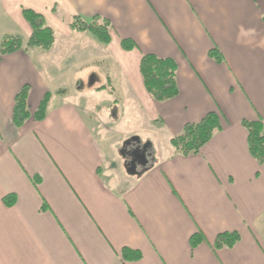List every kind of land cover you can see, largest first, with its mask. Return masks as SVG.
I'll list each match as a JSON object with an SVG mask.
<instances>
[{
  "label": "crops",
  "instance_id": "obj_1",
  "mask_svg": "<svg viewBox=\"0 0 264 264\" xmlns=\"http://www.w3.org/2000/svg\"><path fill=\"white\" fill-rule=\"evenodd\" d=\"M24 8L55 38L48 50L0 55V264H264V162L245 126L264 130V0H0L3 37L28 40ZM74 15L107 19L110 42L70 28ZM146 54L174 61L175 97L146 91ZM24 85L29 116L16 126ZM208 113L210 139L176 152L170 139ZM128 121L138 126L124 130ZM133 146L144 150L139 166ZM232 231L240 239L216 249ZM124 248L140 258L123 259Z\"/></svg>",
  "mask_w": 264,
  "mask_h": 264
},
{
  "label": "trees",
  "instance_id": "obj_2",
  "mask_svg": "<svg viewBox=\"0 0 264 264\" xmlns=\"http://www.w3.org/2000/svg\"><path fill=\"white\" fill-rule=\"evenodd\" d=\"M23 17L31 26V35L27 41H23L19 36L8 35L0 41V55L12 53L28 47H38L43 50L51 48L55 33L54 29L47 25L41 14L31 9H22ZM264 22V15L262 16ZM68 25L73 30L87 31L92 34L99 42L107 44L110 42V23L107 19L94 18L91 22H84L79 16H72ZM124 49H132L135 45L129 41H122ZM214 59L219 60L216 50L211 51ZM139 70L143 78L146 91L156 101H164L173 98L178 93L176 85V66L172 59L160 58L155 55L146 54L141 57ZM28 87L24 85L15 96L12 118L16 126H21L28 118L29 113L26 106ZM50 93L47 91L40 101V104L33 116L37 120L44 118ZM248 130V146L253 157L259 162H264V130L260 121L246 122ZM218 127L217 117L214 113H208L201 121L184 126L182 132L170 139L174 150L180 154L187 155L196 153L211 137L215 128ZM10 198V197H9ZM6 204L12 205L14 200L4 198ZM240 236L237 232H223L216 236L214 247H232ZM191 244L199 241L198 236L191 237ZM140 253L128 248L122 249L123 259H139Z\"/></svg>",
  "mask_w": 264,
  "mask_h": 264
},
{
  "label": "rangeland",
  "instance_id": "obj_3",
  "mask_svg": "<svg viewBox=\"0 0 264 264\" xmlns=\"http://www.w3.org/2000/svg\"><path fill=\"white\" fill-rule=\"evenodd\" d=\"M7 31L6 30H4L3 29V27H2V25H1V23H0V39L4 36V34L6 33ZM98 66H99V68L100 69H103V68H106L107 66H109L106 62H100L99 64H98ZM108 68V67H107ZM58 77V76H57ZM99 80V79H98ZM60 82H62V84H66V82H71L70 81V79H67V81H57L56 82V84H59ZM84 82H85V85L87 84V85H89V83H91V79L90 78H85L84 79ZM96 82V81H95ZM79 80H78V84H76V85H79ZM92 83H94V82H92ZM68 85H70L71 86V84H68ZM81 86V85H80ZM52 87V86H51ZM54 87H56V85H54L52 88H54ZM105 93H107V92H105ZM103 95V94H102ZM101 95V96H102ZM87 96V95H86ZM119 97H121L120 95H118V98ZM100 99H102V98H104L105 100H107V94H104V96H102V97H99ZM138 126V123L137 122H131V121H128V123H126L125 124V128H124V130H128V129H134L135 127H137ZM117 137L116 138H118V139H121L120 138V135H116Z\"/></svg>",
  "mask_w": 264,
  "mask_h": 264
},
{
  "label": "flooded vegetation",
  "instance_id": "obj_4",
  "mask_svg": "<svg viewBox=\"0 0 264 264\" xmlns=\"http://www.w3.org/2000/svg\"><path fill=\"white\" fill-rule=\"evenodd\" d=\"M129 163L131 166H139L143 164L146 157H144V150L141 147L133 146L128 149Z\"/></svg>",
  "mask_w": 264,
  "mask_h": 264
},
{
  "label": "water",
  "instance_id": "obj_5",
  "mask_svg": "<svg viewBox=\"0 0 264 264\" xmlns=\"http://www.w3.org/2000/svg\"><path fill=\"white\" fill-rule=\"evenodd\" d=\"M134 168V167H133ZM134 172H136L135 168H134Z\"/></svg>",
  "mask_w": 264,
  "mask_h": 264
}]
</instances>
